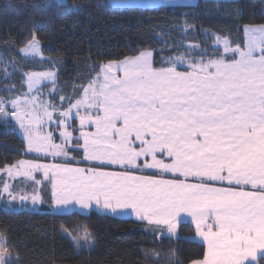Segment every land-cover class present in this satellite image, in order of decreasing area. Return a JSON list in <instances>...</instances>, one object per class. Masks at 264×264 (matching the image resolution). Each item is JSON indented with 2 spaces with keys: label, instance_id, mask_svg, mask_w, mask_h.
Masks as SVG:
<instances>
[{
  "label": "snow or ice",
  "instance_id": "snow-or-ice-1",
  "mask_svg": "<svg viewBox=\"0 0 264 264\" xmlns=\"http://www.w3.org/2000/svg\"><path fill=\"white\" fill-rule=\"evenodd\" d=\"M109 6L136 5L110 0ZM195 6L196 0L143 5ZM242 31L243 43L217 36L210 50L191 45L187 59L182 54L160 66L147 50L110 61L82 93L60 96L59 105L35 95L0 99V119L7 124L11 117L26 152L36 154L7 165V175L50 183L58 210L95 205L131 213L169 236L188 217L205 247L192 264L264 258V24ZM21 51L39 54L38 33ZM41 79L55 82V74H29V92ZM2 188L0 198L10 202H41L35 192L17 195L6 181ZM80 239L89 244L87 231L74 239L77 248ZM0 264H12L6 240Z\"/></svg>",
  "mask_w": 264,
  "mask_h": 264
},
{
  "label": "trees",
  "instance_id": "trees-1",
  "mask_svg": "<svg viewBox=\"0 0 264 264\" xmlns=\"http://www.w3.org/2000/svg\"><path fill=\"white\" fill-rule=\"evenodd\" d=\"M108 1L66 0V8L57 0H0V60L14 68L19 82L23 74L18 69L53 70L60 93L76 97L110 61L147 50L160 66L165 56L183 54L187 59L191 45H199L200 52L210 50L215 36L243 43L244 25L264 24V0H199L193 8L176 9L114 8ZM35 33L44 60L21 54ZM5 83L0 77V99ZM26 158L25 143L13 123L0 120V168ZM43 197L39 212L0 205V236L7 238L12 264H191L203 258L205 247L191 239L195 231L189 223L180 224L177 237L161 236L157 226L131 218L97 212L55 214L51 195ZM64 230L73 237L87 231L93 247L78 251ZM257 264H264V258Z\"/></svg>",
  "mask_w": 264,
  "mask_h": 264
},
{
  "label": "rangeland",
  "instance_id": "rangeland-1",
  "mask_svg": "<svg viewBox=\"0 0 264 264\" xmlns=\"http://www.w3.org/2000/svg\"><path fill=\"white\" fill-rule=\"evenodd\" d=\"M60 3H65L66 0H57ZM199 0H196V4L198 3ZM214 2H228V1H235V0H211ZM160 0H127V3L136 5L135 7H140V8H146L143 7L145 4L149 3H159ZM110 3V0L108 1V4ZM111 7V6H110ZM114 8H130V7H114ZM244 35V34H243ZM217 36H215L216 39ZM221 37V36H220ZM224 38V37H221ZM245 35H244V41H245ZM27 44L23 47L25 48ZM22 48V49H23ZM222 49V48H221ZM21 54L28 59H38V60H44L46 57L43 55L41 46H40V52L39 54H31V53H25L21 51ZM176 56L172 55V57L165 56V59H167L166 62L171 61L174 59ZM14 68L13 67H8L5 63H2L0 60V77H3L4 80H7V83L4 84L3 91L5 93V96H3L2 99L5 101H10L12 99L19 98L21 102L24 100L25 96H31L35 95L38 97H41L45 100H53L57 105L61 104L60 101V96H63L58 87L56 86V73L53 70H43V71H24L22 69H18L17 72H22V80L19 82L18 79L13 75ZM45 73H54L55 74V82L51 79H41L40 85L34 89L32 92H29L28 86H27V77L29 74L32 75H41ZM95 78V77H94ZM93 78V79H94ZM65 105V101H64ZM67 106V105H65ZM6 107L11 110V104L8 103L6 104ZM9 119V118H8ZM11 123L14 122V120H10ZM19 130V127H18ZM22 134V133H21ZM59 142V141H58ZM26 159H32V158H26ZM40 162H49L45 161L43 159L40 160ZM16 164V162L14 163ZM13 165V164H12ZM6 166L3 168H0V191L3 190L2 185L3 182H7L10 185V190L19 195L20 193H26L29 195V197L35 192L41 197V202L38 204H33L31 199L21 202L19 199H17L15 202H10L7 198H0V205H2L4 208L10 211H29V212H39L41 211L42 205L45 203V199L43 195L47 192V194H50V188L46 191L45 187L49 186L48 182H43V184H36L32 180H28L25 177H9L6 172ZM37 178L43 180V177L37 174ZM183 224V223H182ZM180 226V225H179ZM178 226V228H179ZM64 234L67 235L68 237L74 239L77 238H82L85 234V231H80L77 236L73 237V235L68 231L64 230ZM168 236V237H177L178 233L175 236H169L168 233L163 232V234H160ZM194 236V235H193ZM7 238L5 236H0V243L5 242ZM193 240V239H192ZM80 244L81 247L78 248V251L82 248H89L91 249L93 247V241L91 238H89V244L87 246H84V241L83 239H80ZM11 259H13V255L11 254Z\"/></svg>",
  "mask_w": 264,
  "mask_h": 264
},
{
  "label": "crops",
  "instance_id": "crops-1",
  "mask_svg": "<svg viewBox=\"0 0 264 264\" xmlns=\"http://www.w3.org/2000/svg\"><path fill=\"white\" fill-rule=\"evenodd\" d=\"M254 26H255V25H254ZM245 39H246V38H245ZM106 64H107V63H106ZM13 125H14V127H15L16 132L18 133V135L23 139V135L21 134L20 130H18V125L15 123V121L13 122ZM23 141H24V140H23ZM24 143H25V142H24ZM25 154H26L28 157H30V158H34V157L36 156L35 153H27V152H26V145H25ZM48 161L51 162L50 159H49ZM81 166L86 167L87 164L85 163V164H82ZM109 170H111V169H109ZM48 187L50 188V193H51V186H50V183H49V186H48ZM51 199H52V196H51ZM52 211H53L55 214H66V213L77 212V213H80V214H83V215H87V214H89L90 212H97V213L102 214V215H108V216L117 217V218H131V219H133V220H135V221H137V222H142V223H144V224H147V222L137 220V219L135 218V216L132 215L131 213H128V214H124V213H111V212H107V211L100 210V209L96 208L95 205H93L92 207H90V208L87 209V210L80 209L79 207H76V206H73V205H69L67 209L58 210V209L55 208V206H54L53 203H52ZM182 223H189V224H191L190 218H188V217H183L182 220H181V223H180V224H182ZM147 225H149V224H147ZM191 225H192V224H191ZM151 226H155V225H151ZM192 227L194 228V225H192ZM165 231H166V230H165ZM165 231H164V233H165ZM194 231H195V228H194ZM166 233H167V231H166ZM174 236H175V235H174ZM176 236H177V235H176ZM191 239H193V240H195V241H197V242L203 244V241H202L199 237H197L195 233H194V236H192ZM259 258H260V257H259V255H258V259H259ZM258 259H257L256 261H252V264H257ZM191 264H192V263H191Z\"/></svg>",
  "mask_w": 264,
  "mask_h": 264
},
{
  "label": "built area",
  "instance_id": "built-area-1",
  "mask_svg": "<svg viewBox=\"0 0 264 264\" xmlns=\"http://www.w3.org/2000/svg\"><path fill=\"white\" fill-rule=\"evenodd\" d=\"M9 119L11 120L12 118L11 117H9ZM1 121H3L2 119H0Z\"/></svg>",
  "mask_w": 264,
  "mask_h": 264
}]
</instances>
